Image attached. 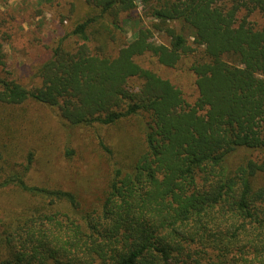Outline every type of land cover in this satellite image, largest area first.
Masks as SVG:
<instances>
[{
	"label": "trees",
	"instance_id": "trees-1",
	"mask_svg": "<svg viewBox=\"0 0 264 264\" xmlns=\"http://www.w3.org/2000/svg\"><path fill=\"white\" fill-rule=\"evenodd\" d=\"M137 2L150 27L110 47ZM85 3L30 85L0 75V197L14 206L0 213V264H264V0ZM147 56L189 59L193 98ZM32 105L93 132L104 174L79 191L43 178L22 143L38 135ZM62 155H77L71 140Z\"/></svg>",
	"mask_w": 264,
	"mask_h": 264
},
{
	"label": "rangeland",
	"instance_id": "rangeland-1",
	"mask_svg": "<svg viewBox=\"0 0 264 264\" xmlns=\"http://www.w3.org/2000/svg\"><path fill=\"white\" fill-rule=\"evenodd\" d=\"M71 4L74 10L70 18L62 17L68 14ZM88 9L85 0H0V43L3 45L6 62L0 75L10 76L30 85L34 70L49 58L57 39L70 31L87 14ZM142 9V5L137 2L132 11L121 15L120 30H115L116 40L114 44L110 42V47L117 48L123 42L133 40L140 27H150L152 20ZM154 39L163 41L164 37L154 33ZM139 61L168 78L189 99L195 95L194 75L187 69L189 59L182 60L174 68L160 65L148 56ZM28 115L39 131L34 140L26 138L22 143L26 146V142H29V145L34 144L39 149L40 162L45 161L43 167L47 171L42 172V175L50 183L79 191L88 182L87 176L92 171L101 176L109 167L106 155L98 147L93 132L76 129L70 133L59 126L49 110L36 105L30 107ZM136 134L115 133L111 139L122 145L129 144L130 141H135ZM69 140L77 150L72 161H67L62 155ZM11 206V196L0 197V213Z\"/></svg>",
	"mask_w": 264,
	"mask_h": 264
}]
</instances>
